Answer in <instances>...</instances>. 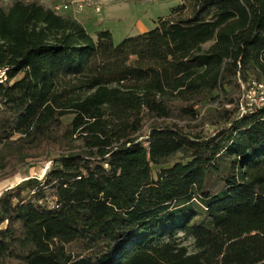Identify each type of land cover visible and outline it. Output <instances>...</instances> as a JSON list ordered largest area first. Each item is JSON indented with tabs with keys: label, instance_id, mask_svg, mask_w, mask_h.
Masks as SVG:
<instances>
[{
	"label": "trees",
	"instance_id": "1",
	"mask_svg": "<svg viewBox=\"0 0 264 264\" xmlns=\"http://www.w3.org/2000/svg\"><path fill=\"white\" fill-rule=\"evenodd\" d=\"M154 23L0 0V181L50 162L0 193V264H264V0Z\"/></svg>",
	"mask_w": 264,
	"mask_h": 264
},
{
	"label": "rangeland",
	"instance_id": "2",
	"mask_svg": "<svg viewBox=\"0 0 264 264\" xmlns=\"http://www.w3.org/2000/svg\"><path fill=\"white\" fill-rule=\"evenodd\" d=\"M40 1L59 7L58 11L77 10L78 17L85 23L90 34L93 35L100 28H106L111 31L114 43H118L126 36L153 28L156 19L159 16H167L170 8L179 2V0H64L69 3L65 8L62 0ZM243 100L245 101V98ZM213 105L216 106L217 103L205 100L197 106V109L202 113H207ZM204 126L207 129L208 124L205 123ZM144 139L142 138V142L147 145ZM49 164V161H40L33 165L21 166L19 172L0 181V193L26 177H42ZM152 167L154 171L158 169L157 166Z\"/></svg>",
	"mask_w": 264,
	"mask_h": 264
},
{
	"label": "built area",
	"instance_id": "3",
	"mask_svg": "<svg viewBox=\"0 0 264 264\" xmlns=\"http://www.w3.org/2000/svg\"><path fill=\"white\" fill-rule=\"evenodd\" d=\"M66 8L67 6L64 5ZM58 9L59 7H55ZM98 9V8H97ZM4 77V71L0 70V78ZM246 90L243 95V99L245 98L244 105L241 106L242 111L252 110L255 107L262 106L264 103V82H252V85ZM247 106L245 109L244 107Z\"/></svg>",
	"mask_w": 264,
	"mask_h": 264
},
{
	"label": "crops",
	"instance_id": "4",
	"mask_svg": "<svg viewBox=\"0 0 264 264\" xmlns=\"http://www.w3.org/2000/svg\"><path fill=\"white\" fill-rule=\"evenodd\" d=\"M64 0H62V2H63ZM77 10H75V9H67V10H63V11H60L61 13H63V14H75L76 15V17L80 20V17H78L79 15H78V13L76 12ZM81 15V14H80ZM84 23V22H83ZM84 25H85V23H84Z\"/></svg>",
	"mask_w": 264,
	"mask_h": 264
}]
</instances>
